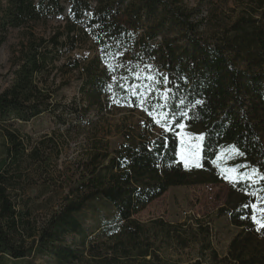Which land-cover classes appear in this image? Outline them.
Masks as SVG:
<instances>
[{"label":"trees","instance_id":"16d2710c","mask_svg":"<svg viewBox=\"0 0 264 264\" xmlns=\"http://www.w3.org/2000/svg\"><path fill=\"white\" fill-rule=\"evenodd\" d=\"M11 31L20 39L0 75V264H183L187 250V264H264V228L252 218L253 205L264 207V0H0V45ZM149 75L170 81L167 107L153 113L167 131L130 106L134 84L152 85L138 89L144 107L165 104ZM71 80L77 96L64 103ZM109 104L145 120L126 131L94 123L91 110L100 117ZM45 115L46 134L15 127ZM224 179L218 214L236 229L224 257L201 219H135L171 188ZM96 202L114 218L87 233L80 216Z\"/></svg>","mask_w":264,"mask_h":264},{"label":"rangeland","instance_id":"374dc122","mask_svg":"<svg viewBox=\"0 0 264 264\" xmlns=\"http://www.w3.org/2000/svg\"><path fill=\"white\" fill-rule=\"evenodd\" d=\"M235 0H227L230 8ZM57 24L49 22L47 27H38L37 34L47 35ZM20 39L19 31H11L6 41L0 45V75L7 76L10 70V54ZM6 80L0 79V92L6 86ZM70 86L60 91L62 102L69 103L77 96V82L71 80ZM111 101V100H109ZM110 103V102H109ZM96 111L91 110L90 117H94V123L101 118V125L104 127H116L119 131H126L127 128H135L145 120L146 115L142 110H134L130 107H117L109 104L103 114L98 117ZM73 119V117H72ZM74 120V119H73ZM74 122V121H73ZM106 123V124H105ZM16 129L23 135L38 137L54 129L50 116H43L27 124L15 123ZM84 135L79 136L74 143L71 142V149L67 152L70 156L75 155L76 149L83 142ZM2 136L0 133V145ZM186 157V154H183ZM65 161V157L63 158ZM231 179H224L220 184H203L187 187H176L169 189L162 197L155 200L147 208L135 216L140 223H148L151 220L161 219L167 223H179L189 218H197L207 222L211 228L212 244L220 257H224L230 240L236 234V229L231 226L226 215H219L218 210L224 206L228 186ZM264 209L261 203L255 205L253 214L256 217V224L264 222ZM87 233H91L99 226L110 223L114 218V210L104 203L96 202L90 205L80 216ZM76 239L74 236L67 238L68 242ZM183 264L192 262L195 258V251L187 250L178 255ZM6 264H54L47 257H34L21 262H6Z\"/></svg>","mask_w":264,"mask_h":264},{"label":"snow or ice","instance_id":"6c2138e0","mask_svg":"<svg viewBox=\"0 0 264 264\" xmlns=\"http://www.w3.org/2000/svg\"><path fill=\"white\" fill-rule=\"evenodd\" d=\"M121 55H122V53H121ZM137 78L139 79V76ZM146 79L150 80V81H154L157 84L163 83V85H164L163 91H161V89H159V88H157L156 91L161 93V98L165 101V104L152 105V106H150L151 110L149 108H147V107H144V103H145L144 100H143L144 93L143 92H138V89L142 88V87H146L147 90H151L152 89V85L149 84L147 86H144V85H135L134 84V85H131L129 88L125 89L126 91H128L130 93L131 96H136L137 97V100L135 102H133L132 104H130V106H140V107L144 108L145 111H148L150 116H153V118L156 120V123L159 124L161 127H163L167 131V130H169V123L170 122L167 119H161L158 116H154L153 113L155 112L156 109L167 107V101L170 98V93H171V89L168 88L167 85L170 83V81H169L167 76H163V80L162 81L156 80V78L151 76V75L147 76ZM114 103L119 104V100H114ZM183 103H184V101L181 100V104H183ZM201 103H202V101H199V100L196 101L197 105H199ZM161 115L163 117H167V116L171 115L172 119L176 118V113L175 112L162 113ZM187 115H188V113H186V112H181L180 113L181 119H184ZM177 124H178V126L180 128L184 127V124L179 123V121L177 122ZM198 138L202 140L204 137L201 134ZM191 147L193 149H195L198 146L197 145H192ZM240 154L242 155L243 153H240ZM253 173L256 174V169H253ZM260 178L264 179V175H261ZM253 208L255 209V205H253ZM262 211H264V209H262ZM252 218H253L254 221L256 220L255 215H253ZM259 223H260V227L264 228V222H259Z\"/></svg>","mask_w":264,"mask_h":264}]
</instances>
